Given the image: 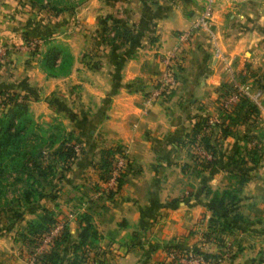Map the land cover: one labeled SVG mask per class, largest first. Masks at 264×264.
<instances>
[{"label":"crops","instance_id":"crops-1","mask_svg":"<svg viewBox=\"0 0 264 264\" xmlns=\"http://www.w3.org/2000/svg\"><path fill=\"white\" fill-rule=\"evenodd\" d=\"M7 1L0 0V8ZM82 4L80 18L88 28L72 31L67 39L97 53L112 50L101 43L94 48L91 28L96 22L100 26L108 17L131 30L137 23L146 27L145 43L135 44L138 54L123 64L114 61L105 67L102 59L92 66L74 62L71 71L60 76H45L35 63L18 67L23 69L17 88L30 84L35 74L39 93L55 91L57 105L34 100L30 110L40 105L44 112L64 117L65 129L79 138L84 149L67 169L66 179L79 182L80 189V193L70 189L67 197L73 200L79 193L87 200L67 222V246L77 240L84 224L78 214L86 212L101 256L110 264H155L165 256L163 246L172 242L211 253L226 248L228 256L219 264H264V0H85ZM206 5L211 22L186 45L182 62L175 67L174 91L144 110L142 99L161 74V57L174 44L176 32L187 28ZM59 19L57 14L50 25H59ZM10 28L0 11V43L16 39ZM244 64L253 71L247 75H252L248 100L256 111L242 107L225 119L216 107L219 86L236 84L234 74L245 73ZM65 81L71 84L63 87ZM74 83L80 84L75 86L80 92H72ZM204 115L216 118L209 129L215 150L210 169L194 164L185 141L193 122ZM219 122L226 124L223 134ZM113 144L127 147L130 163L119 190L108 196L93 164L100 150ZM54 206L48 209L55 210ZM211 218L225 224L219 233L221 244L203 237L215 222ZM6 233L10 241L0 242V264H16L21 256L7 251L18 238L10 236V230ZM65 248L60 264L70 255Z\"/></svg>","mask_w":264,"mask_h":264},{"label":"rangeland","instance_id":"rangeland-1","mask_svg":"<svg viewBox=\"0 0 264 264\" xmlns=\"http://www.w3.org/2000/svg\"><path fill=\"white\" fill-rule=\"evenodd\" d=\"M84 1L85 0H8V3L0 8L3 16L10 23V31L17 34L14 41L0 43V46L7 47L3 59L0 60V91H14L24 94L27 109V113L24 115L26 118L22 123L25 128L20 134V146L26 151L24 155L25 157L23 158L25 164L23 168H20L18 171L10 170L2 177L0 176V234H5L10 230V236L12 233L14 236H17L18 239L14 237L13 244L9 245L10 247L7 251L15 256H21L20 259L15 261L16 264H30V256L28 255L34 251L37 243L30 246L28 243L22 241L21 235L19 236L17 232L22 226H25V222L28 219L34 217L37 211L41 208L48 209V207L55 204V210L51 209L54 214L69 222V220L73 218L74 213H78L79 208L83 206V203L84 205L87 203V200L82 198L83 194H79L80 189L77 186L79 182L74 183L72 179H66L68 171L65 167V162L57 154L55 149L59 140L54 142L53 139L59 137L63 128L65 129V124L63 122V119L65 118L61 115H51L48 110L44 112V107L40 105L32 107L30 110V101L34 100L43 99L47 102V106H49L50 103L55 105V91L52 90L45 95L39 93L41 90H39L38 85H34V82L37 81L35 74H33V77L31 76L30 84L25 83L23 86L17 88V80H19L21 70L23 69H18V67H24L21 66L22 63H28L29 66H31L32 63H35L39 69L45 72V76H50L49 73L51 72H58L56 76L66 75L71 71L74 62L92 66L102 59L105 62V67H111L114 61L123 64L129 57L138 54L137 51H134L137 50L134 45L137 44L138 46H141L145 43L143 37L146 27L145 24L137 23L131 30V28L124 27V25L118 20L108 19V17L104 18L106 19V22H102L100 26L97 25V22L93 24L94 26L91 28L93 35L92 44L94 48L98 46V43H101L102 45L105 44L110 47L112 51L106 50L104 54L97 53V49L96 51H92L93 49H87L82 47V45L79 46L76 41L73 42V40L67 39L70 38L69 36L72 31H75V33H82L83 30H87L88 28L83 26V19L81 20L80 18L82 15V3ZM67 12H69L68 15H66ZM57 14H59V18H61L59 19V21L61 20L59 25H56L55 23L50 25L51 21ZM105 14L106 16L110 15L109 12H106ZM41 26H44V28ZM68 26H70V29H68ZM23 36H26L27 39H36L39 41L41 46L39 51L41 55H32L25 46L21 45L23 42ZM146 41L149 43V38H146ZM52 43L60 44L62 50L68 52L70 57L65 58L66 61H61L62 51H60L59 55L56 56V63L54 65L45 63L43 54L47 46ZM82 48H84V50ZM114 49L116 51H114ZM243 68L246 70L244 74L240 72H235L234 74V78L237 81L235 82L236 84L240 81L248 83V78L252 76H247L248 73H253L248 66L244 64ZM60 71L64 72L61 73ZM107 72L111 73L112 71L107 69ZM66 84L68 86L71 83L65 81L63 87ZM76 85L80 84L74 83L71 85V90L74 93L80 92L79 88L75 87ZM226 85L235 86V84ZM226 85L223 84L222 90L225 89L224 86ZM249 92L250 89L248 87V93ZM170 94L162 99H165ZM220 96L219 94L216 95L215 99L217 110H220ZM106 100L107 97L100 105H105ZM235 103H237V100L231 104V107H234ZM35 111H39L40 113L35 114ZM1 114L2 110L0 106V115ZM41 128H45V131ZM76 143H78L76 146L79 145L82 151H84L80 141H76ZM17 155L18 154H16L15 157H17ZM97 161L98 160H96L94 164H96ZM93 168L97 175V168L95 166ZM24 189L28 190L34 196L37 193H42L44 196H42L41 199H32L31 197L26 201L21 196L22 190ZM70 189H75L79 192L77 194L75 191L76 195L73 197V200L67 197V193ZM80 199L83 201H80ZM23 222L24 225H21ZM2 235H0L1 244L5 241L9 244L10 240L6 236L7 233L3 237ZM35 241L37 242V239ZM20 245L23 246L22 249L19 248ZM230 253L232 254V252ZM4 255L6 256V254ZM8 256H10L9 253ZM83 256L84 261L93 258V256H89L88 258H86L87 256L85 255ZM226 256H228V254ZM101 257L104 258V261L107 264H110L106 256ZM86 264H88V262Z\"/></svg>","mask_w":264,"mask_h":264},{"label":"trees","instance_id":"trees-1","mask_svg":"<svg viewBox=\"0 0 264 264\" xmlns=\"http://www.w3.org/2000/svg\"><path fill=\"white\" fill-rule=\"evenodd\" d=\"M22 39L26 40L27 37L23 36ZM60 51H62L61 61H66L65 58L70 57V54L68 52H64L62 50L60 44L52 43L47 46L43 54L44 62L48 63L49 65H54L56 63V56L59 55ZM39 55H41L40 51ZM60 72L63 73L64 71ZM57 73L58 72H51L49 73V75L55 76L57 75ZM222 86L223 84L219 86V95L225 94L227 91L233 89V86L226 85L224 86L225 89L222 90ZM0 105L2 110V114L0 115V176L2 177L7 171H18L20 170V168L22 169L25 164L23 158L25 157L24 155L26 151L23 150L20 146V134L25 128L22 123L23 120L26 118L24 115L27 113V109L24 94L14 91H0ZM234 105V107L232 106L228 110H221L225 119L231 117V112L234 113L242 107H246V110L249 112L256 111L255 106L248 100L247 95L239 96V98L237 99V103H235ZM207 117L208 116L204 115L193 122L189 132H187L185 135L186 143L192 142L194 140L195 134L200 130V127L206 122ZM225 125L226 124H223L222 122H219L218 124L221 134L224 133V129L226 127ZM41 129L45 131V128ZM53 140L54 142L59 140L55 149L57 154L65 162V167L68 169L73 160L78 156L79 153L82 152L80 146H76V144H78L76 143V141L79 142V138L74 135L72 131L65 130L63 128L60 136L54 138ZM200 142L203 147L212 151L213 157L209 160H201L198 162H194V164L200 169H210L215 162V150L212 144L209 142V132L204 133L200 136ZM119 146L120 144H113L100 150L98 161L96 164H94L98 171L96 176L100 182L107 178V173L110 169L113 155L119 150ZM16 154H18L17 157H15ZM123 173L121 172L116 177L115 188L108 191V196L112 195L113 193L119 190L122 183ZM21 196L24 200L27 201V199H30L31 197L32 199H36L41 198L44 195H42V193H37L34 196L28 190L24 189L22 190ZM78 215L80 219L84 221V224L81 226L78 232L77 240L75 242H72L71 244H68V246L67 221L65 219L57 217L54 214L53 210L47 208H41L35 213L34 217L28 219L25 222V226L23 228L24 230L20 232L21 239L22 241L28 243L30 246H33L34 243H36L35 240L41 235V233L47 232L58 221H62L61 228L51 238L49 247L37 255L36 259L38 262L43 264H60L62 259V256L60 255L61 250H63L65 247H69L71 256L69 255L68 257H66L63 264H83V255L87 249H92L94 252V254L92 255L93 258L91 259L93 264H107L104 261V258L101 257V254L103 252L99 248L100 246L96 243L97 234L92 223L90 222L89 215L86 212H81ZM211 220L215 221L217 224L213 222L211 224L210 229L204 232L203 237L205 239H214L215 241H217L218 244H221L219 233L222 231V229H224L225 224L222 221H219L218 218H211ZM182 248V245L174 242L163 246L165 254L167 251H176ZM195 251L199 252L203 256H215V254L211 252L199 249H195ZM155 264L177 263L174 259L168 260L166 259V256H164Z\"/></svg>","mask_w":264,"mask_h":264},{"label":"built area","instance_id":"built-area-1","mask_svg":"<svg viewBox=\"0 0 264 264\" xmlns=\"http://www.w3.org/2000/svg\"><path fill=\"white\" fill-rule=\"evenodd\" d=\"M212 18V12L209 5L204 6L200 14L191 22L188 28L181 29L176 32L175 42L171 48L161 57L162 71L160 76L154 81L152 86L146 90L145 95L142 99L143 109H147L149 105L157 100H161L166 95L174 91L177 85V78L175 76V67L181 64L184 49L188 44L189 40L193 36L194 32L206 28L209 26ZM22 46L30 52L32 55H38L40 49V43L36 39L23 40ZM21 46V47H22ZM7 47L0 46V60L3 59ZM244 74V73H243ZM248 83L240 81L233 89L227 91L225 94H221L219 97L220 110H228L231 108V104L235 102L239 96H248ZM1 106V105H0ZM216 122V118L207 117L206 122L200 127V130L195 134L194 140L188 143L191 158L194 162L201 160H209L213 157L211 150L203 147L200 142V136L204 133L209 132V129L213 123ZM130 163L128 149L124 145L119 146V150L114 153L113 159L110 165V169L107 173V178L101 183L104 184V192L107 194L109 190L115 188L116 177L126 170ZM62 221H58L50 230L41 233L37 238V245L30 256V264H43L37 261L36 257L39 253L46 250L49 245L51 238L61 228ZM39 244V245H38ZM94 254L92 249H87L84 253L86 258ZM215 256H203L199 252H196L192 247L183 246L180 250L167 251L165 256L166 259H174L177 264H219L220 261L228 254L227 249L223 248L222 251L214 253ZM93 264L92 260H86L83 264Z\"/></svg>","mask_w":264,"mask_h":264}]
</instances>
